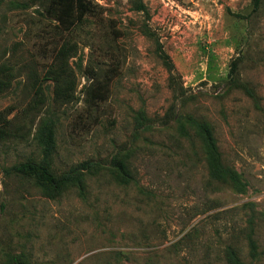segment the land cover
<instances>
[{"label":"rangeland","instance_id":"rangeland-1","mask_svg":"<svg viewBox=\"0 0 264 264\" xmlns=\"http://www.w3.org/2000/svg\"><path fill=\"white\" fill-rule=\"evenodd\" d=\"M91 5L65 28L51 0H0V264H264V0ZM45 156L98 166L58 190L7 172Z\"/></svg>","mask_w":264,"mask_h":264},{"label":"trees","instance_id":"trees-1","mask_svg":"<svg viewBox=\"0 0 264 264\" xmlns=\"http://www.w3.org/2000/svg\"><path fill=\"white\" fill-rule=\"evenodd\" d=\"M260 0H252L253 9H257L259 6ZM52 7H49L47 11L53 15V18L62 24L65 28H70L75 25L76 21L81 19L86 15V13L92 8L91 0H51ZM63 47V46H62ZM62 47L59 48L57 57L60 58L59 64L65 62L68 65V58L73 56V54L68 52L64 53ZM235 62L231 63V68L234 69ZM51 69L46 70V78H49L51 74ZM55 78V81H58V77L52 76ZM10 83L9 72L6 68H3L0 65V91H3L8 87ZM195 127L197 128V133L202 134V139L204 140L206 149L208 150L209 155L212 157V162L210 164V174L214 179L222 178L223 175H227L229 180L234 184V186L239 187L240 181L237 178L236 172L230 169H221L219 165V152L215 139L211 133V130L207 124L203 122H196ZM112 163L121 171H124V166L122 162L112 160ZM98 166L97 161L84 160L77 163L73 168L67 172L54 173L50 169V164L47 159V156L41 161V163L33 162H23L19 164H14L10 166L7 170L8 173H16L23 175L34 176L42 183L50 186L52 189L58 190L64 185L70 182L79 181V176L82 171H88L94 169ZM250 223V222H249ZM247 246L250 252L254 253L257 251V244L253 236V231L250 227L247 228V231L244 233ZM224 256L228 264H246L238 255L237 249L234 245L227 244L224 250Z\"/></svg>","mask_w":264,"mask_h":264}]
</instances>
